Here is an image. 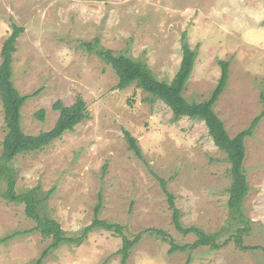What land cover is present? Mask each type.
Segmentation results:
<instances>
[{
	"label": "rangeland",
	"instance_id": "rangeland-1",
	"mask_svg": "<svg viewBox=\"0 0 264 264\" xmlns=\"http://www.w3.org/2000/svg\"><path fill=\"white\" fill-rule=\"evenodd\" d=\"M14 25L24 28L13 54L14 85L29 97L22 108L23 132L52 130L59 100L70 106L80 96L90 114L49 146L15 158L17 194L50 193L45 214L72 237L92 223L102 195L100 219L122 225L130 238L143 233L128 264H264V118L245 140L243 161L249 185L243 209L252 226L244 242L257 249L241 251L231 242L219 251L200 247L169 254L170 244L148 230H165L182 246L197 238L175 229L156 175L175 195L185 227L220 232L224 242L238 227L228 204L231 164L203 121L175 119L136 84L118 90L116 72L96 52L126 54L158 80L171 82L186 36L197 53L183 93L190 103L211 96L220 61L229 62L228 84L214 109L235 137L264 110V0H0V66ZM41 110L44 121L37 116ZM125 130L139 141L144 160L129 149ZM7 132L0 98V156ZM6 194L0 181V239L35 226L25 205ZM51 243L38 232L17 235L0 243V264H34ZM121 247L120 236L97 228L80 247L59 245L44 264H121Z\"/></svg>",
	"mask_w": 264,
	"mask_h": 264
},
{
	"label": "trees",
	"instance_id": "trees-1",
	"mask_svg": "<svg viewBox=\"0 0 264 264\" xmlns=\"http://www.w3.org/2000/svg\"><path fill=\"white\" fill-rule=\"evenodd\" d=\"M13 29V33L4 42L1 51L0 98L4 106L5 122L8 132L3 141L2 154L0 156V181L5 182L7 185L6 197L16 203L24 204L25 215L35 222V226L25 232H16L11 236L1 238L0 243L9 242L17 235L38 232L43 238L52 239V243L43 250L40 258L34 263L44 264L52 250L58 248L59 245L71 244L80 247L88 239L89 234L99 228L122 238V247L118 250L117 254L121 256V264H128L132 250L143 239V233H138L133 238H130L125 235V228L122 225L100 219L99 214L102 211L104 203L102 195L99 196V201L94 207L92 223L85 227L78 236L72 237L66 234L56 219L45 214V202L50 198V193L45 197H42L37 190L26 191L21 194L16 193L18 176L17 171L13 167L15 158L21 154L37 152L49 146L53 141L61 138L64 133L74 131L79 124L90 118V114L86 101L80 96L70 106H66L59 100L53 105V109L58 111L60 115L52 130L41 132L35 136L27 135L23 132L21 125L22 108L29 97L21 95L14 85L13 54L16 52V43L20 34L24 32V28L14 25ZM85 45L89 51H92L93 44L87 43ZM182 51L183 58L178 72L171 82H166L158 80L145 63L134 61L126 54H116L114 51L106 48L96 50L100 58L116 72L119 79L117 85L118 90H123L132 84H136L138 89L162 101L169 107L175 119L179 120L185 117L204 122L214 144L227 154L231 164L232 184L229 188L230 198L228 204L232 218L238 224V227L234 228L230 238L224 242H220V232L209 234L196 226L185 227L181 221L182 213L176 205L175 195L169 191L167 181L156 175L167 196L175 229L184 236L194 234L197 239L192 244L182 246L178 245L165 230L154 228L148 231L157 235L163 242L170 244L169 254L175 252L191 253L200 247H209L213 251H219L231 242L241 251L257 249L256 247L245 245L244 242L245 236L250 235L252 226L243 209L244 200L249 192L243 161L246 155L245 140L247 137L252 136L255 127L264 118V110L248 129L242 131L235 137H231L224 122L214 109L219 98L226 90L229 80L230 63L220 61L222 69L221 76L211 96L200 103H190L184 98L183 93L192 73L197 53L190 48L186 36H183ZM261 99L264 104V94L261 95ZM44 113L45 111L41 110L37 114L38 118L42 121H44ZM124 135L129 149L138 158L144 160L139 141L127 130L124 131Z\"/></svg>",
	"mask_w": 264,
	"mask_h": 264
}]
</instances>
